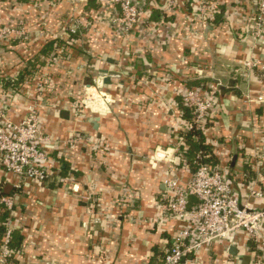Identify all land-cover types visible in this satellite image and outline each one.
<instances>
[{"label":"crops","instance_id":"crops-1","mask_svg":"<svg viewBox=\"0 0 264 264\" xmlns=\"http://www.w3.org/2000/svg\"><path fill=\"white\" fill-rule=\"evenodd\" d=\"M114 8L113 0H0V27L23 33L0 40V108L20 124L36 104L52 141L45 183L19 185L0 162V206L14 201L16 230L7 264H160L184 227L163 218L164 181L194 173L181 94L211 82L222 86L203 145L213 165L228 168L240 203L264 208V71L245 66L264 61V41L251 31L256 0H179L166 14L162 0H147L144 30L131 35L112 25ZM100 78L110 84L99 88ZM235 241L208 244L182 264L244 256L258 264L259 239Z\"/></svg>","mask_w":264,"mask_h":264},{"label":"built area","instance_id":"built-area-1","mask_svg":"<svg viewBox=\"0 0 264 264\" xmlns=\"http://www.w3.org/2000/svg\"><path fill=\"white\" fill-rule=\"evenodd\" d=\"M113 3L115 8L111 22L115 29L127 35L144 30L142 11L147 0H113ZM178 3L179 0H162V14L176 11ZM201 5L204 6L203 2ZM205 8L206 5L203 9ZM251 31L254 40L264 41V0H256V14ZM71 33L75 34L76 31L72 30ZM17 34L23 33L17 28L0 27L2 41ZM54 55H61L59 49ZM245 66L264 71L263 60L251 59ZM44 81L43 78L39 82V96L44 93ZM221 86V82L216 81L205 89L185 88L181 96L183 105L191 116L181 127L185 135L204 133L207 130L210 120L215 117ZM258 100L264 102L263 97ZM194 139H197V134ZM51 143L50 137L41 129L36 104L30 106L27 117L20 124L14 123L0 108V162L8 174L18 177L19 185L25 181L45 183L50 179L52 161L47 149ZM207 158L209 155L204 151L196 153L193 159L195 171L188 181L171 178L164 181L167 194L163 202V218L179 219L184 222V227L165 250L160 264H182L186 257L197 255L213 242L229 240L235 243L236 236L241 233L252 240L259 239L261 253L258 264H264V208L241 204L231 184L228 168L209 164L206 162ZM252 195L261 196L256 191ZM2 203L8 210L13 209L12 199L3 198ZM6 227L0 253L1 264H7L13 254V223L9 221Z\"/></svg>","mask_w":264,"mask_h":264},{"label":"trees","instance_id":"trees-1","mask_svg":"<svg viewBox=\"0 0 264 264\" xmlns=\"http://www.w3.org/2000/svg\"><path fill=\"white\" fill-rule=\"evenodd\" d=\"M52 50H53V44L50 45L49 47H47V50H45L44 53L47 54L48 52H50ZM184 111H185V114L188 115L187 117L185 116V118H191L190 112L188 111V109L184 108ZM196 134H197V138H199L200 141L195 142L194 136ZM196 134H193V133L189 134L186 136L187 138H185L186 140H185L184 150H185V153L188 155V157H190V159H193L196 156V153L198 151H204V152H206L207 156L209 155L208 149L203 145V141H202L203 134L200 132H198ZM206 162L209 164H212L211 158L210 157L207 158ZM191 163H192L193 170L195 171V167L193 165V160H191ZM0 207H4L3 209H5L4 211H6L3 215H0V241L3 242L4 236H5L6 230H7L6 224L10 221V214H9V210L7 209V207L4 204H2ZM15 233H16V230L13 229V239H12V243H11V249L13 250V252H14V242L13 241H14V234Z\"/></svg>","mask_w":264,"mask_h":264},{"label":"water","instance_id":"water-1","mask_svg":"<svg viewBox=\"0 0 264 264\" xmlns=\"http://www.w3.org/2000/svg\"><path fill=\"white\" fill-rule=\"evenodd\" d=\"M102 84H107L109 85L110 84V79H106L104 81V79L100 78L98 79V82H97V85L99 88H101V85ZM93 123V125L95 126V128L97 129V121L95 119H93L91 121ZM230 253H232L234 256H237L238 255V252H237V249L235 247H232L230 249ZM241 263L240 264H251V257L249 256H244L240 259Z\"/></svg>","mask_w":264,"mask_h":264}]
</instances>
